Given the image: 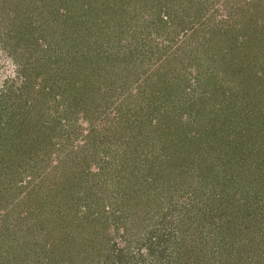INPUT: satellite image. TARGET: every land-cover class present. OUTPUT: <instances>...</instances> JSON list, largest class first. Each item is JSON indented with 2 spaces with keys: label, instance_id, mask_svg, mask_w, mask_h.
<instances>
[{
  "label": "rangeland",
  "instance_id": "374dc122",
  "mask_svg": "<svg viewBox=\"0 0 264 264\" xmlns=\"http://www.w3.org/2000/svg\"><path fill=\"white\" fill-rule=\"evenodd\" d=\"M263 173L264 0H0V264H264Z\"/></svg>",
  "mask_w": 264,
  "mask_h": 264
},
{
  "label": "trees",
  "instance_id": "16d2710c",
  "mask_svg": "<svg viewBox=\"0 0 264 264\" xmlns=\"http://www.w3.org/2000/svg\"><path fill=\"white\" fill-rule=\"evenodd\" d=\"M239 134H235V137L232 139L233 141H236V140H239V143L240 144H244V143H246L245 142V140H244V137H247V144H251V143H249V139L251 138V135H247V133L245 134V133H242L241 132V134H240V136H238ZM242 136H244V137H242ZM256 142L257 141H255V139H254V141H253V143H252V146H251V154H254V152H253V144H256ZM255 151H257V150H255ZM258 152H260L259 154L261 155V151H260V149H259V151H257V152H255V153H257V155H258ZM259 158V157H258ZM257 158V159H258ZM225 171H227V169L225 170ZM224 171V172H225ZM233 175L231 176V177H228V176H226L224 179H222V181H221V185H220V190H221V193H219V194H221L218 198H220L221 196V199H222V203H227V202H229V201H233V198L230 200L229 199V196H232V197H235L236 195H237V192H236V190H235V188H234V186L233 185H236V184H238L239 182H238V180H237V178L236 177H234V173H232ZM264 176V173L262 174V177ZM250 190V188H245V191L246 192H248ZM214 195H216V194H214ZM218 198H214V203H215V201H216V199L218 200ZM215 205V207L214 208H212L210 211H212V213H216L215 211H216V203L214 204ZM220 205V204H219ZM218 206V205H217ZM236 211V210H235ZM238 211V210H237ZM235 214H236V212H235ZM231 216L234 218V216H233V214H231ZM213 252H215L214 250H212V253ZM251 262V261H250ZM249 262V263H250Z\"/></svg>",
  "mask_w": 264,
  "mask_h": 264
}]
</instances>
